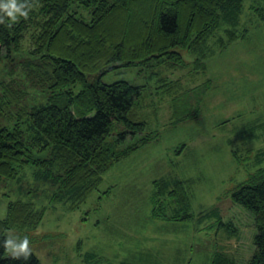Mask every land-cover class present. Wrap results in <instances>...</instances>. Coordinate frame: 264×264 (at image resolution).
<instances>
[{"label": "rangeland", "instance_id": "rangeland-1", "mask_svg": "<svg viewBox=\"0 0 264 264\" xmlns=\"http://www.w3.org/2000/svg\"><path fill=\"white\" fill-rule=\"evenodd\" d=\"M254 3H244L236 29L244 35L224 49L212 37L213 55L198 63L183 49L185 66L165 63L148 80L134 69L107 74V82L130 79L144 85L134 113L148 123L145 133L158 138L110 165L85 199L53 202L52 190L34 192L39 183L30 174V179L2 180L0 218L8 203L19 198L46 207L37 227L16 226L7 230L8 238L27 237L43 264H212L216 252L236 264L246 262L255 249V216L231 195L264 170V20ZM84 13L89 19L90 12ZM35 30L26 31L24 52L33 48ZM10 67L0 61V80ZM15 79L26 83L23 70ZM29 88L28 105L44 100L40 91ZM142 135L129 136L124 145ZM176 179L194 182L192 219L155 215L161 206L167 216L181 212L168 191L157 195L155 183L164 180L172 186ZM216 208L236 229L221 223L212 213Z\"/></svg>", "mask_w": 264, "mask_h": 264}, {"label": "trees", "instance_id": "trees-1", "mask_svg": "<svg viewBox=\"0 0 264 264\" xmlns=\"http://www.w3.org/2000/svg\"><path fill=\"white\" fill-rule=\"evenodd\" d=\"M26 2L31 5L27 19L12 22L5 16L0 23V61L11 63L0 80V182L32 178L39 183L34 192L42 187L52 190L53 202L85 199L110 165L158 138L152 131L145 133L148 123L134 113L144 85L130 79L107 82V74L134 69L148 80L165 63L185 66L183 49L198 63L213 53L212 37H218V46L224 49L244 35L236 29L245 0ZM254 2L264 20V0ZM85 10L90 12L89 19ZM33 26V48L24 52L21 43ZM20 70L23 85L15 79ZM29 86L40 91L44 100L28 105ZM139 134L144 135L124 145L129 136ZM155 183L158 196L168 191L181 206V212L173 216H167L161 206L156 216L193 218L192 179H176L172 186L164 180ZM231 197L253 213L257 226L254 253L242 264H264V170L241 183ZM216 209L212 213L221 223L235 228ZM6 212L0 218V264H43L30 249L27 259L23 255L13 259L3 242L9 229L37 227L46 207L19 198L8 203ZM212 264L236 263L216 252Z\"/></svg>", "mask_w": 264, "mask_h": 264}, {"label": "clouds", "instance_id": "clouds-1", "mask_svg": "<svg viewBox=\"0 0 264 264\" xmlns=\"http://www.w3.org/2000/svg\"><path fill=\"white\" fill-rule=\"evenodd\" d=\"M30 8L31 5L27 4L26 0H0V23H3L5 16L10 18L12 22H15L18 17L27 19ZM3 247L12 255L13 259H19L21 255L25 259L28 258L29 239L27 237L19 240L10 236L3 242Z\"/></svg>", "mask_w": 264, "mask_h": 264}]
</instances>
